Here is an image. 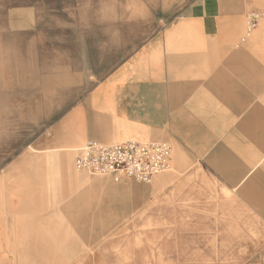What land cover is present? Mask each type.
I'll list each match as a JSON object with an SVG mask.
<instances>
[{
    "label": "crops",
    "instance_id": "crops-1",
    "mask_svg": "<svg viewBox=\"0 0 264 264\" xmlns=\"http://www.w3.org/2000/svg\"><path fill=\"white\" fill-rule=\"evenodd\" d=\"M83 1L51 19L15 0L21 16L0 17V116L27 115L32 132L0 157V264H55L58 226L79 223L73 209L84 217L66 195L96 177L74 167L91 141L168 143L172 169L155 184L173 178L187 202L233 201L225 214L243 221L226 231L260 238L229 247L264 246V0ZM250 14L261 19L247 33ZM226 259L216 263L250 261Z\"/></svg>",
    "mask_w": 264,
    "mask_h": 264
},
{
    "label": "rangeland",
    "instance_id": "rangeland-1",
    "mask_svg": "<svg viewBox=\"0 0 264 264\" xmlns=\"http://www.w3.org/2000/svg\"><path fill=\"white\" fill-rule=\"evenodd\" d=\"M14 1L0 0V17L21 16L16 11L9 13L11 8L20 7ZM35 1L30 6L37 8L36 15L84 12L86 8L83 0ZM11 2L12 5L9 4ZM100 4V0H91L92 11H103ZM61 15L58 20L67 22L68 18ZM51 19L48 20L50 23L53 22ZM99 34L95 32V38ZM17 89L22 91L19 95L20 108L26 112L29 100L26 99L24 85L17 86ZM0 109H10L9 101H1ZM28 126L31 123L27 121V115L0 118V157H4L6 148L16 143L18 138H29L32 132L28 131ZM2 168L4 166L0 165V170ZM95 180L103 183L94 185L92 181ZM105 180L92 178L88 180L87 190L80 196L66 195L65 202L72 199L83 206L84 217L77 218L80 210L73 209L74 221L79 223L58 226L59 252L55 253V264H217L216 261L223 262L227 256L238 259L245 254L250 260L246 263L235 260L223 264H264V246L229 247L242 242L244 234L251 240L260 238L258 230L226 231L243 221L239 214H225L233 211L236 205L233 201H213L212 206L208 202L203 205L184 201L186 198L178 196L175 191L173 178L157 184L154 179L148 185L132 181L117 185L109 180L112 186ZM125 185L128 190L124 189ZM58 192L56 189L53 194L56 199L63 196ZM85 204L87 207L84 208ZM96 205H103V208ZM212 228L219 231L213 232ZM261 237H264V231ZM261 254L263 259L259 258Z\"/></svg>",
    "mask_w": 264,
    "mask_h": 264
},
{
    "label": "built area",
    "instance_id": "built-area-1",
    "mask_svg": "<svg viewBox=\"0 0 264 264\" xmlns=\"http://www.w3.org/2000/svg\"><path fill=\"white\" fill-rule=\"evenodd\" d=\"M260 19L259 15L247 16V33L258 25ZM79 151L74 164L78 171L91 177H110L114 182L126 179L148 185L157 175L169 172L172 167V148L164 142L124 141L101 145L91 141Z\"/></svg>",
    "mask_w": 264,
    "mask_h": 264
}]
</instances>
